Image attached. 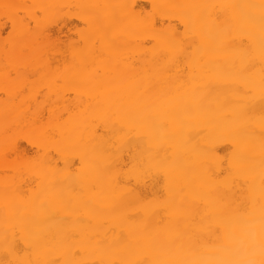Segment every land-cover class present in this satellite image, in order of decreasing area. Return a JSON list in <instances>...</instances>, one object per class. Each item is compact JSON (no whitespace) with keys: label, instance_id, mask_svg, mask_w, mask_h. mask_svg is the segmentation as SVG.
<instances>
[{"label":"bare ground","instance_id":"obj_1","mask_svg":"<svg viewBox=\"0 0 264 264\" xmlns=\"http://www.w3.org/2000/svg\"><path fill=\"white\" fill-rule=\"evenodd\" d=\"M0 11V264H264V0Z\"/></svg>","mask_w":264,"mask_h":264},{"label":"rangeland","instance_id":"obj_2","mask_svg":"<svg viewBox=\"0 0 264 264\" xmlns=\"http://www.w3.org/2000/svg\"><path fill=\"white\" fill-rule=\"evenodd\" d=\"M138 2H141V0H138ZM18 14L22 15L21 12H19ZM45 23L46 30L51 35V39L59 43L58 47L62 48L65 46V44H68L69 40L71 41V39H76L78 32L81 31L85 26V23H83V21L78 16L77 9L73 7H63L62 9H60L57 15L49 17L45 21ZM30 25L33 26V23H31ZM12 35L13 32L9 18L5 13L0 11V40L2 41V43L4 42V44H7V41H9ZM30 77L31 79H35L37 76L30 75ZM0 97H3L1 91ZM72 97V94H68L69 100H71ZM44 113H47L46 109H44ZM15 137L16 138L14 139V142L18 146V155H22L23 159H32L37 156V150L35 146L31 145L28 142L23 133H20ZM13 155L14 154L10 153L9 157L11 158L13 157Z\"/></svg>","mask_w":264,"mask_h":264}]
</instances>
